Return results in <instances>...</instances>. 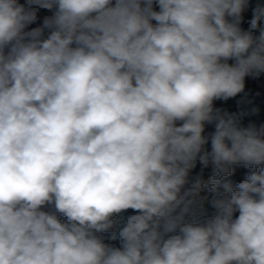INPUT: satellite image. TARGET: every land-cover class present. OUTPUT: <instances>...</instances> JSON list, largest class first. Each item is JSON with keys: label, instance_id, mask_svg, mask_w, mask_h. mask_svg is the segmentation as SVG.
<instances>
[{"label": "clouds", "instance_id": "obj_1", "mask_svg": "<svg viewBox=\"0 0 264 264\" xmlns=\"http://www.w3.org/2000/svg\"><path fill=\"white\" fill-rule=\"evenodd\" d=\"M248 2L0 0V264H264V124L214 107L264 74Z\"/></svg>", "mask_w": 264, "mask_h": 264}, {"label": "trees", "instance_id": "obj_2", "mask_svg": "<svg viewBox=\"0 0 264 264\" xmlns=\"http://www.w3.org/2000/svg\"><path fill=\"white\" fill-rule=\"evenodd\" d=\"M19 3L23 4L25 0H18ZM257 5H264V1H249L248 6L245 11L242 13L243 21L241 23V28L243 30H247L249 28L248 21L251 20L253 16V9ZM48 10L39 9V17L35 23L28 26L27 30L31 28L38 27L39 24H42L43 18L47 17L45 15L41 16L42 13H45ZM49 14L48 16H50ZM41 16V17H40ZM155 23V21H153ZM262 26H264V22H262ZM49 34V31H46V37ZM258 35V31L254 33ZM229 64H233L234 61L229 60ZM214 107L221 108L229 113L237 114L240 116V123L242 126H247L249 123H255L256 125L264 124V74H261L257 78H253L251 76L245 77V88L244 91L238 93L235 97L229 98L227 101L224 100H216L214 101ZM253 109H258L257 112L253 113ZM179 123V122H178ZM214 124H205V131L203 135L208 136L210 133L214 131ZM205 147L210 150L211 142L205 145ZM257 169L248 168L244 165H233L232 166V173L231 175L223 177L214 190H209L208 188L203 189L200 193V196L204 198L203 207L206 210L204 216L199 217L198 219L194 220L192 217H188L186 222H198L199 220L205 219L208 216L212 215L215 211L211 206V201L214 196L217 194H223L225 189L223 185L225 183L231 184L233 189H236L238 183L246 180L252 171ZM216 170L215 168L209 164L208 167L204 168L199 162H197L196 167L192 169L189 173V180H193L197 176H200L204 181L212 182V177L215 176ZM189 185H185V188L189 187ZM183 191V190H182ZM46 211H50V206L46 207ZM137 214L134 210L128 209L114 217L116 221V227L113 229L112 232H105L101 233V237L103 238L106 244H112L113 241H119L117 238L116 240L111 239L113 232L117 235L119 230L124 226L127 221V218L130 215ZM238 215V213L234 214ZM62 218V217H61Z\"/></svg>", "mask_w": 264, "mask_h": 264}, {"label": "crops", "instance_id": "obj_3", "mask_svg": "<svg viewBox=\"0 0 264 264\" xmlns=\"http://www.w3.org/2000/svg\"><path fill=\"white\" fill-rule=\"evenodd\" d=\"M249 1H264V0H249ZM53 210L52 207L50 206V211ZM62 217V218H61ZM59 219L62 221V222H67V218L64 217L62 214L59 215ZM115 247H120V242L119 241H113V243L111 244Z\"/></svg>", "mask_w": 264, "mask_h": 264}, {"label": "rangeland", "instance_id": "obj_4", "mask_svg": "<svg viewBox=\"0 0 264 264\" xmlns=\"http://www.w3.org/2000/svg\"><path fill=\"white\" fill-rule=\"evenodd\" d=\"M154 7H155V6H154ZM155 10H159V9L156 8ZM49 14H51V12H49V11L46 12V11H45V13H42L41 16H43V15L48 16ZM41 16H40V17H41ZM37 17H39V12H37ZM39 26H41V24H39L38 27H39ZM46 31H49V30H45L44 35H46ZM45 38H46V36H45Z\"/></svg>", "mask_w": 264, "mask_h": 264}]
</instances>
